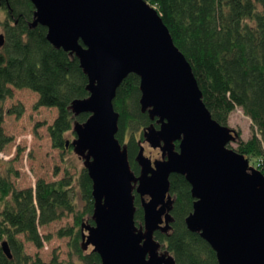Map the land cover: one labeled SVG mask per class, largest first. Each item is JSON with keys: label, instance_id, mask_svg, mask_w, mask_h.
<instances>
[{"label": "water", "instance_id": "water-1", "mask_svg": "<svg viewBox=\"0 0 264 264\" xmlns=\"http://www.w3.org/2000/svg\"><path fill=\"white\" fill-rule=\"evenodd\" d=\"M31 2L30 26H45L46 39L77 57L88 80V95L69 108L74 115L88 113L83 122L74 121L71 145L92 181L93 223L82 225L81 244L98 253L96 264H175L154 238L173 220L172 173L190 184L194 202L185 224L211 246L217 264H264V175L227 146L236 131L212 118L191 65L156 8L146 0ZM129 73L139 77L141 110L157 124L143 129L144 140L161 151L152 160L141 145L134 157L137 174L116 138L112 102ZM135 194L143 212L139 225ZM1 246L11 257L6 240Z\"/></svg>", "mask_w": 264, "mask_h": 264}, {"label": "trees", "instance_id": "trees-1", "mask_svg": "<svg viewBox=\"0 0 264 264\" xmlns=\"http://www.w3.org/2000/svg\"><path fill=\"white\" fill-rule=\"evenodd\" d=\"M146 1L156 8L174 44L191 65L212 118L226 125L235 107L249 117L254 130L246 139L238 134L234 150L264 175V0ZM0 12V100L11 97L13 88L35 92V108L56 109L46 127L51 146L73 150L72 125L88 116L74 115L69 108L72 100L88 95V80L77 57L54 47L46 39L45 26H30L34 12L31 0H0ZM139 98V77L129 73L117 87L112 102L118 112L116 138L126 145L136 174L139 167L134 157L143 141V129L151 123L157 126L155 119L141 110ZM7 112L20 116L22 105L11 106ZM10 140L0 132V151ZM71 167L66 165L56 180L38 177L33 186L24 188L14 185L11 176L18 172L11 162L0 170V264H63L54 252L49 262L26 253L24 243L41 248L51 234L42 235L39 227L69 215L73 216V224L56 231L57 236H68L69 254L84 264L100 261L98 253L83 249L81 244L83 220L93 223L92 181L83 166H74V171ZM169 181L174 198L173 220L166 232L156 230L154 238L173 256L175 264H217L211 246L185 224L194 202L190 184L178 173H172ZM134 203L138 224L143 220L138 194ZM4 240L11 257L2 249Z\"/></svg>", "mask_w": 264, "mask_h": 264}, {"label": "rangeland", "instance_id": "rangeland-1", "mask_svg": "<svg viewBox=\"0 0 264 264\" xmlns=\"http://www.w3.org/2000/svg\"><path fill=\"white\" fill-rule=\"evenodd\" d=\"M2 18L3 14L0 12V19ZM0 33H3L1 25ZM36 100L37 94L26 88H13L11 97L0 100V132L4 136L11 137V140L0 151V170H4L8 162L12 163L18 172L17 176H11L17 188L33 186L38 177L49 181L56 180L63 175L66 165H73L70 168L71 171H74V166H83L82 159L73 150L62 151L51 146L46 127L55 117L56 109L35 108ZM19 104L23 108L20 116L7 112L9 107ZM226 125L236 133L238 132L237 136L239 134L242 139L248 138L254 130L249 117L243 113L240 107H235L229 113ZM141 145L144 147V155L152 160L161 158L160 149L151 147L144 137ZM236 145L234 141L227 144L233 149ZM249 164L252 165L250 161ZM83 221V224H92L87 219ZM73 222V216L69 215L40 226L39 232L42 235L51 234V238L45 241L39 249L30 242H25V252L32 256L38 255L45 262L50 261L54 252L63 264H67V262L84 264L77 256L69 254L68 236H57L56 234L59 228L71 225ZM141 223L139 221L136 225ZM84 231L87 232L85 229ZM91 248L92 246L88 245L86 250ZM161 249L165 248L161 247Z\"/></svg>", "mask_w": 264, "mask_h": 264}]
</instances>
